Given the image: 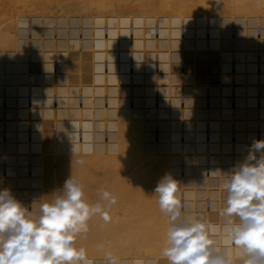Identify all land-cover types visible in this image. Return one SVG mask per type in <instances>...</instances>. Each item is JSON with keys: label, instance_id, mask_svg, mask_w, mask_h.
Wrapping results in <instances>:
<instances>
[{"label": "bare ground", "instance_id": "bare-ground-1", "mask_svg": "<svg viewBox=\"0 0 264 264\" xmlns=\"http://www.w3.org/2000/svg\"><path fill=\"white\" fill-rule=\"evenodd\" d=\"M3 1L7 2V0H3ZM131 1L132 0H126V1L125 0H10L7 2V4L10 5L8 6L4 5V7L3 8L1 7L2 9H0V50L3 51L8 48L12 49L11 47H13L11 51L14 52L15 55L17 54L16 59L17 57H19V55L20 56L24 55L23 61L21 60H19L21 62L14 61L15 69L17 66L23 72L25 69V60L27 54L31 55L35 61V71L33 78L32 75L28 76L27 78L25 74H22V77H24V79H21L20 82H18L17 78H15L17 79V81L15 80L14 82H8V84L11 85L8 86V90L13 91L12 87L16 84L17 85L20 84L21 89H23V96L21 97H23L24 103H25V98H24L25 93L27 91L33 92L34 94L33 104L28 106L33 108L34 105H37L39 107L40 110L38 109V111L40 114L37 122L40 123V121H42L41 126L39 127L42 129V132L44 130L46 132V133L45 132L41 133V131L39 130V132H37L33 140H31L33 135L31 138L25 137L26 138V142H25L24 140L19 139L17 125L19 124V122L26 123L27 120L24 119V116L22 117V119L20 118V120L16 119L15 117H11L9 121L10 123H12V127L10 126L11 128H9L6 142L5 141L2 142V140L0 139V144L2 145L10 144L16 146V143L18 142L16 147H19L20 151L17 150L16 147H14L13 149L16 151L25 152L30 150L36 154L34 157L33 172L29 177L30 179L28 183V185L31 186L32 188V189L29 188L28 192L33 194L34 196L33 205L27 208L30 211L33 210L34 208H38L39 201L42 198H44V201H49L53 198L52 195L54 194L59 195V193L63 190L64 182L70 176L77 178L80 175L77 178V180L81 183L82 187L92 185V183L89 184V182H87L86 179L88 178L91 179L92 178L90 177L92 176L91 173L93 174L94 171H97L98 173L99 168L98 170H96L97 169L96 165L98 163L97 161L102 159H104L103 163L109 162V164L112 165L111 166L112 169L114 170L110 169L111 167H109V164L108 166L106 164L105 165L106 167H103V169L101 168L100 173L98 174L99 176H103V177H99V176L97 177L96 173L95 175H93V177L94 176L97 177L95 178V181L97 180L96 181L97 183L95 181H90V179H88L90 182H95L93 183L94 185L96 184V186L98 185L99 186L96 187L92 185L91 188L86 187L88 189L87 193L89 194L91 190L94 189V191L91 193L93 197H91V194L87 195L86 193L84 194V198L89 196V198L91 197L90 199H93L96 193H98V195L101 196V194H99L100 193L99 191H101L100 190L101 184L98 181V178H100V180L102 179L101 183H103L104 181L103 179L107 177L106 175H104V171L106 172L105 174H107L109 171V170H105L106 168L110 169V171H113V172L109 171L111 173V174L109 173L110 174L109 177L113 176L112 177L113 179L111 178L113 183L114 180L116 179L118 180L117 181L118 183L116 184H119V182L124 183L125 181L127 182L129 180L133 182L132 180L135 179L132 178H136L135 183L138 185H135V187L137 186L136 188H139V190L142 182H144V180L148 178L147 177L148 174L150 176L151 171L153 172V170H157L159 168L160 170L157 171H159L160 173L159 172L157 173V171H155V175L157 174L159 176L151 175L152 178L154 177L155 179L154 181L155 185L156 183L158 184L160 178L162 179L166 175H170L178 182V191L176 194V198L177 197L179 198V195L183 193L186 195V199H188V197L192 195L198 196L199 199L201 198V196H203L204 192L202 189L198 188L197 190H195V188L199 187L200 184H203L201 182L203 179L202 175L204 173L202 166L203 162L205 159L209 158L212 161L211 163L213 167H215L217 162V156L185 155L184 152L182 151L183 150L188 151L190 149H193V147L187 144L185 147L179 145L177 127L179 124L184 122L187 125L197 123V126H195L194 129L200 128L201 126H203V124L199 120H201V118L206 117L208 115L212 116L213 113L216 112L217 108L215 109L211 108L210 112H208L206 108H204L203 96H202L204 86L196 85L197 82H202V80H197L200 78L199 77L200 74H198L199 75L198 77L194 75L197 79L195 77H194L195 79H193L192 69L194 68L189 69L188 68V66L190 67L189 64L185 68V70L179 69V66L176 63V61H178L176 53L174 52L169 53L171 52V49H169L167 52L160 51L159 54V59L161 61L160 70L162 71L160 72V74L158 75L156 74L154 77V74H152L151 72L154 70L153 58H155L157 54L155 55V53L153 52L152 55L147 53V55L145 56L144 54L143 58L141 59V55L139 54V51H137V48L141 47V44L144 45V47L145 45H147L146 47H149L148 45L149 41H147L146 39H145L146 41L144 40L138 41V36H140L141 34H145L148 31L144 33L145 28L142 23L143 20L138 18L137 17L138 15L136 16L132 12L133 8H131V12L133 14L132 13H127V14L130 15L132 14L135 15L136 17L133 16L132 18L130 17L131 18L130 20L128 19L126 20V18L124 17L125 15H122L121 18L124 17L125 22L128 21V23L126 22L127 24L124 23L126 26H128L129 23L134 24V28H135L134 32L136 37L134 36L133 37L134 41L132 43H129L131 46L128 45V43L123 44V41H121L118 44L120 35L116 34L115 32L116 30L113 29L116 26L114 24H110V22L107 21V20H115L116 18L111 17L109 13H111L112 15L113 14L112 12L114 10L117 11L116 9L118 7H119L118 9L122 11L124 9L122 8L123 5H126L124 7L125 8L127 7V9H129L128 6H130L133 3H134L133 5L135 6L137 5L135 4V1L132 2ZM143 1L144 0L141 1L137 0V2L140 3L139 5L142 6L140 8L143 7L145 8V6H143L145 4L146 5L151 4V3L143 4L142 3ZM145 1L149 2L148 0ZM154 1L156 4L154 3ZM154 1L153 0L151 1L155 4V5L153 3H152L153 5L151 4L153 7L158 5V3L156 2L157 0ZM163 1L167 4H169L171 1L173 4L172 3L170 4L171 6L170 8H173L172 5L173 6L177 5L178 7L181 8L188 7L187 5H189L191 6V8H193L192 7L193 5V6H197L196 9L198 8L199 10L205 9L206 11L202 10L203 13L202 14L200 13L202 16L205 11V13L209 12V14H211L210 16L213 17L212 15L216 10L210 13V10L207 9L212 7L213 9H216L217 6H222L223 4H226V6L229 7L228 11H223L226 12L224 15H226L228 12L229 14L236 15L237 17H241V15L246 17L247 15L250 16L249 14H253L252 16H250L254 18L253 21H255L256 18L257 19L259 18V21L256 20V22L254 23L252 21L251 22L254 24V29H255V24L260 23L261 25L260 34L258 35L253 34L251 38L249 33H248L249 35L246 34V29H247L246 25L249 24L246 22H249L250 19L252 18L248 20V18L246 17V19H244L241 23H239L237 22L238 19L235 20L234 17L233 20H235L239 24L240 32L237 33V36L240 37L245 36L249 38L250 41L251 40L253 42L256 41L262 50V54H264V37H261L264 36V0H166L168 2H166L165 0ZM163 1L159 0L158 2L160 3L162 2L163 4L164 3ZM126 2L127 3L130 2L131 4L129 3L128 5ZM115 4L116 6L117 5L118 6L116 9L114 8V10L112 11L109 7L110 6L115 7ZM139 5L137 6V8L139 7ZM162 6L165 8L164 5H161L160 7L162 8ZM147 7L148 5L146 6V8ZM157 9L159 10V6ZM221 9L222 8H220V10ZM27 10L36 11L37 14L43 13L46 15L48 14L55 15L59 13L63 15L61 18L62 21L37 20L36 22L35 20L38 19L37 18L38 15L37 17L35 16L36 17L35 20L27 19L25 17L26 18L25 26L24 28H21L23 29L24 32L22 31L17 32L16 15L19 14L20 12ZM105 10L106 11L111 10L110 12L109 11L107 12L109 16L104 15L106 14L104 12ZM150 10H152V8ZM140 11L141 10H139V12ZM218 12H222V11H217L216 14ZM33 13L35 14V12ZM96 14L98 15L103 14L102 17L105 16V18H101V19L102 20L106 19V20L104 21L100 20V22L97 23L98 16ZM116 14L117 13L115 12V16ZM218 14L220 15L221 13ZM244 14H246V16ZM182 18H184V16ZM182 18L178 19V22ZM50 19L52 20V18ZM149 19L150 22H153L151 18ZM158 19L164 26V27L162 26L160 32L161 36H166L168 38L170 36L173 37V41L169 42L167 48H172V49L179 48V40H177L179 38L177 36L178 23L176 24L174 23L176 26H173L172 23L174 18L172 19L166 17H158L156 20ZM214 19L216 21V18ZM221 19L224 20L225 18L223 19L221 17ZM212 20L208 21L213 28V31L210 33V36H205V34L202 33L203 32L202 31L201 34H203L204 37H200L199 35L197 38L196 35L195 39H192L188 35L189 32L186 33L187 38L185 39V43H184L186 44V47H190V48L193 47V49H197L198 51V49L200 50L201 48H205V46H207L210 40H216L215 42H218L220 39H223L224 36H223L222 24H225L224 22L225 20L221 21L222 22V24L220 23L221 25H219L218 22V27L216 26L217 25L216 22H215L216 25H213L210 22ZM20 23H22V21ZM28 24L32 25V32L29 34H27ZM106 24L109 25L110 27V32L108 36L104 32V26ZM203 24L201 25V27L200 26L199 27L202 28ZM53 26L56 27L55 31L53 30ZM79 27L81 28V32H79ZM124 27H123V31L125 29ZM190 27H192V24ZM141 28H143V30ZM21 32L24 33V35L19 34ZM247 32H249V30ZM17 33L19 34V36H23L19 38V42L20 41L22 42L20 43L18 42V45H16ZM125 33L126 32H124L123 34L125 35ZM227 36H229V34ZM146 38H148V36H146ZM226 39L228 38L226 37ZM21 43H23L24 46H21L20 45ZM25 44L27 46H25ZM126 45L128 47L130 46L129 47L130 54L129 55L127 54L126 57H122L124 52L122 53L119 50L126 49L127 48ZM119 53H121V55ZM136 54H139V56L137 57ZM129 56L133 57L135 60V64L133 66V70H134L133 72L135 73L134 81L139 82L137 84L135 83L136 86H133L132 81L131 80L129 81L127 76L123 73V71H127L128 66L125 63L129 58ZM52 58H55L57 60L56 67H53V62L51 61ZM105 58L108 59L110 62L109 67L107 68L104 67L103 65V59ZM3 59H5L7 62L6 69L9 65V59L7 57H2L0 59L1 70H2L1 62ZM136 59L138 61H141L139 64L140 67L139 70L137 69L135 70V67L138 65ZM165 69L166 71H164ZM4 70L5 69L3 68L2 71ZM191 71L192 73H190ZM188 74H190L191 76H189ZM10 76H12V74ZM30 78L33 83L31 84L30 87H24L23 85L28 83L30 81ZM262 78H264V73H262ZM119 85L121 87L124 86L128 91L126 94V102H128L127 95L129 92L133 91L135 95H137V91H140V89H145L143 94L141 95L142 93L141 92L140 93L141 96H138L140 100L138 99L135 100V103L138 101L137 105H135V103L134 106L131 104L125 105L124 101L121 99L120 96L121 91L118 90ZM157 89L161 93V100L158 106H154L151 103L152 101L151 96L153 94V90L156 91ZM210 89L214 96L216 89L214 87H211ZM182 91L185 92L186 99L184 102L181 103L179 102L178 95L179 92ZM79 93H81L83 96L82 100H79L78 98ZM103 93H109L110 95L109 104L112 105V108H107L106 106L103 105L101 98V95ZM12 94L16 95V90H14ZM53 94L58 95L57 103H53L51 101ZM16 102L17 99L15 103ZM212 102L216 107L217 97L213 98ZM47 104L49 106H47ZM20 108H24V107H20ZM33 111L34 113L37 112L36 109H33ZM46 111L53 118L48 120L49 118L46 117L47 116ZM14 113L16 114V111ZM36 119L34 118L35 121ZM28 120H30V118H28ZM3 122L4 121L0 119V127L3 124ZM30 124L31 123H29V125H27L26 127L30 126ZM155 126H158V128L160 129L159 135L157 136L154 135ZM53 128H57L58 132H57V136L55 137L56 141L54 140L55 143L51 145L48 143L47 140H48V136H51L49 130L51 132ZM34 130L35 129L33 128V134H34ZM104 130H108L107 139L103 135ZM150 137L153 142L152 145L149 144ZM74 138L80 140V143L79 141L75 142ZM81 141H83V143H81ZM2 148L4 149L5 146ZM3 149H0V151L5 150ZM95 152H97L96 155L94 154ZM90 154H91L90 158L92 157L94 158L93 162H91L89 159L85 160V158H83L85 157V155L90 156ZM137 158L139 161H141V163L137 160ZM129 159H135V161L133 160V162L135 164L136 169L132 166L134 169L133 174L131 173V171H129L130 170L129 164H131L130 163L131 160L129 161ZM181 160H185L189 165V171H186L184 174L179 171V163ZM137 161L140 164L147 161L145 162L147 163L146 165L145 164H142V166L140 165V167H143V165H145L144 166L145 169L146 166L149 167L150 165L152 166V168H156V167L157 168L151 170L152 168L150 167L149 168L150 172L148 171V169L147 170H145L144 168L140 169L139 163H137ZM94 162H97L95 163L96 165L93 164L95 165L96 168L92 166L95 169H93L94 170L93 172L90 171L91 173L88 177V174H86L88 173L87 170H92V167L90 166L92 165L91 163ZM86 167H88L89 169L86 170ZM136 170L138 171L137 174H135L136 172L134 173V171ZM143 170H145V172ZM80 171L81 173L83 171H87V172L85 173L83 172V174H81ZM147 171L148 174H146L147 175L146 176L143 173H147ZM128 172L129 174H127ZM101 173L103 175H101ZM134 174L135 176H133ZM19 175L20 172L18 174H15L16 179ZM151 176L149 177V179L151 178ZM158 177L160 178L158 179ZM111 179L109 178V180ZM153 180L151 182H153ZM150 181L148 180L147 182ZM131 182L130 184H133L132 186L134 187V183ZM151 182L149 184L151 186H155L154 184L152 185ZM108 183L109 182H107V184ZM128 183L129 182H127L126 184L124 183V185L126 186L124 189H126V191H127ZM143 184L144 185H142V187L143 186L145 187V185L147 186L149 185L146 183ZM105 185L104 187H106ZM113 186L115 187V183ZM129 186L128 188L131 187ZM94 187L97 189L99 188L98 189L99 191H96L97 189H95ZM117 187H119L118 188L119 190L121 186L118 185ZM135 187L133 189H130V191L133 190L136 192L137 189H135ZM142 187H141L142 191L137 190L139 194L140 192H143ZM106 188L104 189L107 190ZM108 189H109L108 191L110 192L111 190L109 187ZM145 189L147 188L145 187ZM154 189L155 188L153 187V190ZM114 190L115 189H112L111 192H113L112 194L116 197V201L120 200L121 203H124L122 192L120 196L118 195L119 193L115 192ZM150 190H152L151 187L150 189L148 188L147 190H145V193H147L148 191L150 192ZM149 192L148 194H146L147 198L156 196L154 193H153L154 195L152 194V196L149 195L152 193ZM126 193L129 194L130 192L129 193L128 191L125 192V195H127ZM133 193L134 192H131L132 195L129 194V197L126 196L127 198L130 199H132L131 196L133 197V200L130 199L128 200V201H132V203L129 202V204L131 203L132 206H134L133 204L135 202L140 201V199H138L140 196L142 197V195L144 196L145 194L142 193L138 195L137 193L136 196L137 197L139 196L137 198L135 196L136 193L134 194ZM25 194L21 195L22 200L26 196ZM98 195L97 197L95 196L96 199L93 200L94 202L92 200L90 201L89 198H86L85 200L87 201L89 200L90 203L92 202L99 203L98 201L102 199L99 198L100 196L98 197ZM97 198H99V200H97ZM120 198L121 199L123 198V200H121ZM150 199L151 200L154 199L153 205H155L158 202L157 197H156L157 199L156 201H155V197ZM141 200L142 203H146L144 200L147 199L141 198ZM19 202L26 208L23 201H19ZM102 202L105 201H101L100 204H103ZM149 202L147 201V204H151L152 201L150 203ZM106 203L109 204L108 202ZM119 204H113L114 205L113 207L114 208L115 206L118 207L119 211L126 207L125 206L123 208L124 205L122 204H120L122 206L119 207ZM136 204L134 207L137 208L138 207L137 205L139 204L137 205ZM141 204L139 207L143 209L144 207L142 208V206L144 205L141 206ZM147 204H145V206H147ZM106 205L104 206L103 204L102 206H104V210L107 208V212L110 211L108 213L109 215L113 216L115 213L116 214L118 213L116 212L117 208H115L116 211L113 214L112 205L110 206L107 205L109 206L110 210H108V207ZM132 206L130 205V207ZM191 206L192 203H190V201H187L185 205V209L183 210V212H181V215L184 214L185 217L190 218L188 210L191 208ZM148 207L146 210H144L145 212L149 208L151 209V207L152 210L153 208L155 209L156 206L153 207L151 205V207L149 208ZM136 208H133V210L135 209L133 213L138 212L140 209V208L138 209ZM159 208L160 207L158 206V209ZM123 211L122 214L125 213L126 208ZM154 211L156 212V210ZM154 211L152 212L154 213ZM150 212H148L149 214L146 212L150 218L154 216L150 220H148L149 218L148 219L144 218V216L141 213H138V215L141 214L140 216L141 217L143 216L142 218L140 216L136 217L135 215V217L132 219H128L131 218V212L130 214L126 212L130 216L128 217L124 215L122 216L123 218H120L121 215H119L118 217V214L117 215L115 214L113 218L115 219V217L117 216L116 218L119 219L115 220L114 223L112 221V218L110 217L112 224L111 223H109V225H105V223L102 224L105 226L104 227L105 232L103 230L102 232L100 229H98L100 231H98L97 229H93V227L96 228V226H94V222L97 219L104 220L102 217L99 218L100 217L99 214H98L99 217L97 215L98 217L97 219H96V215H94L88 221L89 233L88 232L83 233L76 238V247L85 248L87 251V256L90 260L93 261V264H101L103 260H105L106 258H113L114 260H120L121 264H129V262L131 263L133 262L134 264H158V263L168 264L167 259L163 256V249L166 246L167 233L170 227L169 217L161 210L155 213L157 214L156 217L153 214L151 216ZM146 213L145 216H147ZM91 219L94 220L96 219V220L94 221ZM90 222H93L91 223L93 224V226H91ZM96 222H99V220ZM100 223H102V221H100L99 224ZM102 225H100V227ZM91 227L93 229L92 231H95L94 233H92V231L90 233Z\"/></svg>", "mask_w": 264, "mask_h": 264}, {"label": "built area", "instance_id": "built-area-1", "mask_svg": "<svg viewBox=\"0 0 264 264\" xmlns=\"http://www.w3.org/2000/svg\"><path fill=\"white\" fill-rule=\"evenodd\" d=\"M153 26L147 34H141L138 36V41H149V47L142 45L137 48L141 59L143 55L147 53L152 55V52L157 54L153 58L154 70L151 72L155 75L160 74L161 61L159 59L160 51L169 53H176V63L179 69L185 70L188 64H192L196 74L200 73L202 82H197L196 85H202L203 88V106L208 112L211 108H217L213 115H208L199 120L203 126L194 129L197 126L195 124L181 123L177 127V134L179 138V145L185 147L186 144L193 147L188 151L183 150L185 155H204V156H217V162L215 167L212 165V161L208 158L203 162V179L198 188L203 190V196L199 199L198 196H190L186 199V195L183 193L179 195L178 200L181 205V212L185 209L187 201L192 203L191 208L188 210L190 218L200 219L205 223L216 224L222 228V209L224 207V199L226 198V192L223 189V182L227 178L224 173L234 172L242 163L245 162L249 153V148L254 140L264 139V79H262V71H264V54L257 42L250 41L245 36H237L239 33V24L232 20L226 27L230 37L228 39H220L218 42H208L205 48L193 49V47H186L185 39L186 33L190 30V25L193 23L190 18H182L178 22V39L179 48L172 49L167 48L170 41H173V37L169 38L161 36L162 23L156 19H153ZM164 27V26H163ZM143 30V28H141ZM53 30L56 27L53 26ZM134 24L129 23L125 27V35H123L124 42L132 43L135 36ZM213 31L212 25L205 21L203 24V32L205 36H210ZM260 23L255 24V34H260ZM32 32V25H27V34ZM79 32L81 28L79 27ZM104 32L108 36L110 32L109 25L104 26ZM118 29V35L119 33ZM136 37V36H135ZM119 38L118 44L121 42ZM257 38V36H256ZM146 39V40H145ZM167 41H165V40ZM217 39V40H218ZM259 40V39H257ZM260 43V42H259ZM117 44V46H118ZM144 47V48H143ZM145 50V52H144ZM120 52L124 54H130L129 47L126 49H120ZM202 52V54H198ZM134 53V52H133ZM116 54V53H115ZM121 55V53H119ZM146 58V57H145ZM53 67H56L57 60L52 58ZM137 62L138 61L136 59ZM167 62V61H166ZM109 60L103 59L104 67H109ZM128 68L123 73L127 76L129 81H132V85L136 86L134 81L135 73L133 72V66L135 60L133 57L127 59L125 63ZM7 62L5 59L1 62L2 70H6ZM146 70V69H144ZM35 61L31 55H26L25 69L21 71L17 66L10 73L11 77L18 78L20 82L22 74L28 76L34 75ZM166 71V69L164 70ZM2 72V71H1ZM14 74V75H13ZM142 74V73H141ZM1 80L3 78L1 77ZM7 80V78H6ZM5 80V85L0 88V119L4 122L0 127V139L6 142L9 128L12 127L9 119L12 116H7L8 104L10 99L16 101V95L12 94L14 90H19L20 84L14 85L13 91L8 90L9 85ZM33 82L30 81L24 84V87H30ZM141 86V85H140ZM211 87L216 89L215 95L211 92ZM33 92L25 93V103L28 105L33 104ZM82 94L79 93L78 98L82 100ZM217 97L216 107L212 102V99ZM102 103L107 108H112L109 104V93H103L101 95ZM129 104H134L137 99L135 93L129 92L127 95ZM179 102H184L186 94L184 91L179 92ZM58 95L53 94L52 102L57 103ZM151 103L154 106H158L161 100V93L157 89L153 90L151 96ZM3 109V111H2ZM11 126V127H10ZM24 137L31 138L33 135L32 126L26 127ZM57 128H53L50 132L51 137L57 136ZM160 129L158 126L154 127V135H159ZM103 135L107 139L108 130H104ZM14 146H6L4 151H0V190L8 189L11 194L18 201H23L26 208L33 205L34 196L29 193L28 190L31 186L28 185L29 177L31 176L34 168L33 151L19 152L13 149ZM13 149V150H12ZM259 156V154H257ZM214 163V162H213ZM179 171L185 173L189 171V165L185 160H181L179 163ZM220 171V172H217ZM20 175L15 177V174ZM21 179H20V178ZM26 193V194H25ZM26 195L23 200L21 195ZM182 217H185L182 214ZM220 235L221 248L224 247V240L222 234ZM232 252V259L234 264H243L242 258L235 255L236 249L229 246ZM121 264L120 260H114L113 258H106L101 264ZM129 264H134L129 262ZM159 264V263H158Z\"/></svg>", "mask_w": 264, "mask_h": 264}, {"label": "clouds", "instance_id": "clouds-1", "mask_svg": "<svg viewBox=\"0 0 264 264\" xmlns=\"http://www.w3.org/2000/svg\"><path fill=\"white\" fill-rule=\"evenodd\" d=\"M224 174L222 228L182 217L178 182L172 176L157 184L159 207L170 221L163 249L168 264H234L229 246L243 264H264V139L254 140L245 162ZM52 196L30 211L8 189L0 190V264H93L86 249L76 247V238L88 231L92 216L99 214L108 221V212L100 203L85 200L83 187L73 176L59 195ZM101 199L116 203L106 190Z\"/></svg>", "mask_w": 264, "mask_h": 264}, {"label": "rangeland", "instance_id": "rangeland-1", "mask_svg": "<svg viewBox=\"0 0 264 264\" xmlns=\"http://www.w3.org/2000/svg\"><path fill=\"white\" fill-rule=\"evenodd\" d=\"M1 1H2V2H1ZM8 1H10V0H7V2H8ZM125 1H126V0H125ZM132 1H135V4H137V5L135 6V5H133L134 3L131 4V3L129 2V3L131 4L130 6H128V8L130 9V11H129V9H127V7H126V8L124 7V6H126V5H123L122 8H124V9H123V10L121 9L122 11H120V9H118L119 7L117 8L118 5L116 6V4H115V7L110 6L109 8H110L112 11L114 10V8H115V9L117 8V9H116L117 11H115V10H114V11L117 13L116 16L118 15V16L116 17V16H115V12L113 11V12H112V13H113V14H112L113 16L111 15V13H109L110 16L113 17V18H116V19L118 18V19H117V20H116V19H115V20H107L108 22H110V24H114V25L116 26L115 28L112 27L113 29L116 30V31H115L116 34H118V29H119V31H120V32H119V33H120L119 35H120V37H122V38H121V41H123V44H124V43H126V44L128 43V45H130L129 42H127V41L124 42V40H123V35H124L123 33L125 32V29H124V31H123V27H124L125 24L128 23V21H126L127 23L125 22L124 17L126 18V20H127V19L130 20L133 16H135V15L137 16V15H138L137 17L140 18L141 20H143L142 23H143V25H144V28L146 29V31H145V29H144V33L147 32V31L149 32V31L151 30V26H152L153 22H150V19H149V18H151L152 21H154L153 19H157L158 17H166V18H172V19L174 18L172 24H173V26H176L175 24L178 23V19L182 18L183 16H184V18H190V17H191L193 23H192V27H191L190 29H192V30H189L188 35H189L190 38L195 39L196 35H197V38H198L199 35H200V37H204L203 34H201V32L203 31V27H202V28H200V27H201V25L203 24L204 20L206 21V19H207V21L213 19V20H212L213 22H212V21H210V22H211L213 25H216V23H217V25H216L217 27H218V22H219V25H221V24H222L221 21H224V20H225V21H224L225 24H222V26H223V36H224V37L226 36L227 38H229V37H230V34L228 33L226 27H228L230 20H233V18L235 17V20L238 19L237 22L241 23L244 19H246V17H247L248 20H249L250 18H252V17H250V16L253 15V14L246 13V14H249L250 16H248V15L246 16V14H244L246 17H244V16H242V15H241V17H237L236 15L229 14V12H228L226 15H224L226 12H223V11H228V10H229V7H227L226 4H223V5H225V6H223V5H222V6H217L216 9H213V7L207 9V10H210V13H212V11H215V10H216V11L214 12V14L212 15L213 17H211V16H210L211 14H209L208 11H207L208 13H205V11H206L205 9H202V10H205V11H204V14H207V15H204V14H203V16H202L201 14L203 13V11H202L201 9L199 10V8L196 9L197 6H193V5H192L193 8H191V6H189V5H187L188 7H185V8L178 7L177 5H175V6H177V7H175V6L172 5L173 8H170V7H171L170 4L172 3L171 1H170L169 4H167V3H165V2L162 0V1L164 2V3L162 4V2L160 3V2H158L159 0H157L156 2L158 3V5H156L155 7H153L152 5L155 3L154 0H153L154 3L151 2L152 0H148L149 2H146V1L144 0V1L142 2L143 4H144V3H151V4L153 3L152 5H151V4H150V5L147 4L148 7H151V8H152V10H150L151 8H148V7H147L148 9L146 8V6H147L146 4L143 5V6H145L146 9H145L144 7H143V8H140V7H142V6L139 5L140 3L137 2V0H132ZM132 1H131V2H132ZM140 1H141V0H140ZM160 1H161V0H160ZM165 1H166V0H165ZM7 2H6V1H3V0H0V9H2V8L4 7V5H7V6L10 5V4H7ZM166 2H168V1H166ZM126 3H127V2H126ZM129 3H127V4L129 5ZM155 4H156V3H155ZM155 4H154V5H155ZM159 4L164 5V6L167 4V5L165 6L166 9H165L163 6H162V8H161V7H160L161 5H159ZM172 4H173V3H172ZM138 5H139V7H138L139 9L137 8ZM158 6H159V10L157 9ZM1 7H2V8H1ZM174 7H175V8H174ZM189 7H190L191 9H190ZM194 7H195V8H194ZM219 7L222 8V9L220 10ZM224 7H226V8H224ZM112 8H113V9H112ZM120 8H121V7H120ZM131 8L134 9V11H133V9H132V12H133L135 15H132L133 13L131 12ZM153 8H154V9H153ZM223 8H224V9H223ZM125 9H127V10H125ZM135 9H136V10H135ZM160 9H161V10H160ZM162 9H163V11H165V12H163ZM164 9H165V10H164ZM170 9H171V10H170ZM211 9H212V10H211ZM111 10H110V11H111ZM124 10H125V11H124ZM137 10H138V11H137ZM139 10H141V11L139 12ZM143 10H144V11H143ZM145 10H147L148 13H147V11H145ZM194 10H195V11H194ZM30 11H31V12H30ZM108 11H109V10H108ZM108 11L105 10L104 12H105L106 14H104V13H103V14L109 16V14L107 13ZM110 11H109V12H110ZM118 11H119V12H118ZM127 11H128V12H127ZM142 11H143V12H142ZM217 11H222V12H218V13H221L220 15H222V14H223V15L220 16L218 13H217V14H218V15H217V14H216ZM33 12H35V14H34ZM121 12H123V13H121ZM124 12H125V14H124ZM141 12H142V13H141ZM26 13H27V14H26ZM32 13H33V14H32ZM60 13H61V12H60ZM127 13H132V14L130 15V14H127ZM139 13H140V15H139ZM153 13H154V14H153ZM182 13H183V15H182ZM191 13H192L193 15H192ZM200 13H201V14H200ZM98 14H99V12H98ZM98 14H96V15L98 16L97 23L100 22V20H101V21L106 20V19H104V20L101 19V18H105V16L102 17L103 14H100V15H98ZM150 14H151V15H150ZM195 14H196V15H195ZM208 14H209V15H208ZM228 14H229V15H228ZM23 15H24V16H23ZM29 15H30L31 17H30ZM37 15H38V17H37ZM45 15H46V14H43V13H40V14L38 13V14H37L36 11H32V10H27V11L20 12L19 14L16 15V16H17V17H16V19H17V20H16V22H17V32H18V31H22V32H24L23 29H21V28H24V26H25V22H26V18H27V19L35 20L36 17H37L38 19L35 20L36 22H37V20H38V21H62V19H61L62 16H63L62 14H59V13H58V14H55V15H49V14H48L49 17H48V15H46V16H45ZM59 15H60V16H59ZM122 15H125V16H124L123 18H121ZM129 15H130V16H129ZM147 15H148V16H147ZM170 15H171V17H170ZM186 15H188V16H186ZM214 15H216V16H214ZM35 16H36V17H35ZM39 16H40V17H39ZM57 16H58V17H57ZM99 16H100V17H99ZM136 16H135V17H136ZM195 16H196V17H195ZM224 16H225V17H224ZM228 16H229V17H228ZM232 16H233V17H232ZM254 16H255V15H254ZM25 17H26V18H25ZM29 17H30V18H29ZM33 17H34V18H33ZM47 17H48V18H47ZM55 17H56V18H55ZM111 17H110V18H111ZM130 17H131V18H130ZM146 17H147V19H146ZM176 17H177V19H176ZM192 17H193V18H192ZM202 17H203V18H202ZM221 17H222L223 19H224V18H225V19L222 20ZM20 18H21L22 20H21ZM41 18H42V19H41ZM50 18H52V20H51ZM96 18H97V17H96ZM119 18H120V21H119ZM208 18H211V19H208ZM214 18H216V21H215ZM218 18H219V19H218ZM229 18H230V19H229ZM239 18H240V19H239ZM255 18H256V17H255ZM18 19H19V20H18ZM43 19H44V20H43ZM45 19H46V20H45ZM55 19H56V20H55ZM253 19H254V18L250 19L249 22H246V23H249V24L246 25V26H247L246 34H247V35L250 34V38L253 36V34H255V29H254V24H253V23L256 22V20L259 21V18H258V19L256 18L255 21H253ZM98 20H99V21H98ZM218 20H219V21H218ZM248 20H246V21H248ZM18 21H19V22H18ZM21 21H22L23 24L20 23ZM35 21H34V22H35ZM121 21H122V23H121ZM145 21H146V22H145ZM198 21H199V22H198ZM202 21H203V22H202ZM228 21H229V22H228ZM251 21H252L253 23H252ZM117 22H118V23H117ZM119 22H120V23H119ZM148 22L150 23L151 26L149 25ZM215 22H216V23H215ZM224 22H223V23H224ZM244 22H245V21H244ZM124 23H125V24H124ZM174 23H175V24H174ZM220 23H221V24H220ZM118 24H119V25H118ZM196 24H197V25H196ZM251 25H252V26H251ZM18 26H19V28H18ZM111 26H113V25H111ZM190 26H191V25H190ZM196 26H197V27H196ZM199 26H200V27H199ZM248 26H249V27H248ZM121 27H122V28H121ZM125 27H126V25H125ZM125 27H124V28H125ZM193 28H194V29H193ZM18 29H19V30H18ZM20 29H21V30H20ZM200 30H201V31H200ZM224 30H225L226 32H225ZM248 30H249V32H247ZM199 31H200V32H199ZM250 31H251V32H250ZM252 31H253V32H252ZM22 32L19 33V34L24 35V33H22ZM148 32H147L146 34L149 35ZM174 32H175V31H174ZM97 33H99V32H97ZM111 33H112V32H111ZM202 33H204V32H202ZM248 33H249V34H248ZM17 34H18V33H17ZM17 34H16V45H18L19 38L23 37V36H19V34H18V35H17ZM112 34H113V33H112ZM173 34H174V33H173ZM228 34H229V36H227ZM148 35H147V36H148ZM174 35H175V34H174ZM174 35H173V36H174ZM18 36H19V37H18ZM192 36H193V37H192ZM73 37H74V36H73ZM224 37H223V39H224ZM226 37H225V39H226ZM248 37H249V36H248ZM261 37H264V36H261ZM20 40H22V39H20ZM210 41L213 42V43H215L216 40H210ZM20 42H22V41H20ZM20 42H19V43H20ZM20 45H21V46H24L23 43H21ZM20 45H19V46H20ZM25 46H27V45L25 44ZM126 46H127V45H126ZM130 46H131V45H130ZM130 46H129V47H130ZM11 48L13 49V47H11ZM127 48H128V46H127ZM12 49H10V48L5 49V50H3L4 52L0 50V59H1L2 57H7V58L9 59V65H8V67H7V69H6L7 71H6V70L2 71L1 68H0V72L2 71V72L0 73V85H1V86L5 85L4 83H5V79H6V77H7V80H6L7 83H8V82H14L15 80L17 81L18 78L15 79L14 77H11V76H10V75H11L10 72L13 71V69L15 68L14 66H15V62H16V61H17V62H21V61H23V59H24V55H22V56L19 55V57H17V59H16L17 54L15 55L14 52L11 51ZM129 49H130V48H129ZM9 50H10V51H9ZM198 54L200 55V54H202V52H199ZM14 55H15V57H14ZM126 55H127V54H124V53H123V56H122V57H126ZM136 56L138 57L139 54H136ZM19 60H21V61H19ZM14 61H15V62H14ZM137 64H138V65L135 67V70H136V69H137V70L140 69V67H139L140 62H138ZM189 65H192V64H189ZM188 68H189V69H190V68L192 69L193 67H191V66L189 67V66H188ZM192 71H193V74H192V75H193V79H195L196 77L199 76L198 74H200V73H197V75H196L195 69H192ZM192 71H191L190 73H192ZM8 72H9V73H8ZM194 72H195V73H194ZM262 73H264V71H262ZM188 75L191 76L190 74H188ZM194 75H195L196 77H195ZM1 77H3V80H1ZM20 77H22V76H20ZM187 77H188V76H187ZM194 77H195V78H194ZM199 77H200L199 79H197V78H196V79H197V80H202V79H201L202 77H201V76H199ZM188 78H189V77H188ZM21 79H24V77H22ZM262 79H264V78H262ZM125 85H126V84H125ZM1 86H0V88H1ZM118 90L121 91V95H120V96H121V99L124 101L125 105H127V104L129 105V103L126 102V94H127V92H128V91L126 90V88H125L124 86L121 87V86L119 85V89H118ZM144 90H145V89H140V91H137V99H138V100H140V99L138 98V96H141V95L143 94ZM141 92H142V93H141ZM138 93H139V95H138ZM140 93H141V95H140ZM19 95H20V96H19ZM36 95H37V92H36ZM17 96H18V98H16V99H17V102H16V103H15V101H13L12 98L10 99L9 104H8V107H7V109H8L7 116H8V114H9V116L15 117V118L18 119V120H20V118L22 119V117L24 116V119L27 120L26 123H24V122H19V121H18L19 124L17 125V127H18V128H17V131H18L19 139H22V140H24V141L26 142V138L24 137V132H25L24 130H25V127H26L27 125H29V123H31L30 125L33 126V128L35 129V130H34L33 137L31 138V140L34 139L35 135L37 134V132H39V130L41 131V133L45 132V130L42 132V129L39 127V126H41L42 121H40V123L37 122V120L39 119V114H40L39 111H38L39 107H38L37 105H34V107L31 108L30 106H27V104L24 103L23 97H21V96H23V89H21V87L19 88V90H18V89L16 90V97H17ZM140 98H141V97H140ZM22 101H23V102H22ZM137 102H138V101H137ZM137 102L135 103V105H137ZM16 104H17V105H16ZM36 104H37V103H36ZM13 105H14V106H13ZM15 105H16V106H15ZM22 105H25V106H22ZM131 105H132V104H131ZM47 106H49V105L47 104ZM133 106H134V104H133ZM16 107H17V108H16ZM20 107H24V108H20ZM15 108H16V109H15ZM26 108H27V109H26ZM33 109H36L37 112L34 113ZM39 110H40V109H39ZM45 110H46V109H45ZM2 111H3V109H2ZM15 111H16V114L14 113ZM30 111H31V112H30ZM21 112H22V113H21ZM21 114H22V115H21ZM46 114H47L46 117L49 118L48 120H50L51 118H53L51 115H49V114L47 113V111H46ZM28 118H30V120H28ZM32 118H33V120H32ZM34 118H35V119L37 118L36 121L34 120ZM48 120H47V121H48ZM28 122H29V123H28ZM43 122H45V121H43ZM27 123H28V124H27ZM148 128H149V126H148ZM45 133H46V132H45ZM49 133H50V130H49ZM45 136H46V135H45ZM31 140H30V142H31ZM50 140H53V141H50ZM54 140H55V138H52L51 136H48V140H47V141H48L49 144L52 145L53 143H55L56 140H55V141H54ZM150 140H151V137H150V139H149V142H150L149 144L152 145L153 142H152V140H151V141H150ZM47 141H46V142H47ZM74 141H75V142L79 141V143H80V140H77V139H75V138H74ZM81 143H83V141H81ZM17 144H18V142L16 143V146H17ZM3 145H4V144H3ZM3 145L0 144V149H3L2 147H4V146H5L4 149H6V146L8 147L10 144H9V145H4V146H3ZM11 146H13V145H11ZM16 146H14V147H16ZM16 148H17V150L20 151L19 147H16ZM4 149H3V150H4ZM63 151H64V150H63ZM96 153H97V152H95L94 154L96 155ZM37 157H38V154H37ZM90 157H91V154H90V156H89V155H85V157H83V158H85V160H88V159H89L91 162H93V161H94V158H93V157L90 158ZM130 158H131V157H130ZM130 160H131V162H130L131 164H129V167H130V170H129V171H131V173L133 174V170H134L133 167L136 169L135 164H134V162H133V160L135 161V159H129V161H130ZM137 160H138V158H137ZM144 160H145V159H144ZM95 161H97V160H95ZM103 161H104V159L97 161V162L100 163V164H98L97 162L91 163L92 165H91L90 167H92V166L95 167V165H96L95 163H97V165H96L97 169H96V170H98V168H99L98 173H97V171H94V170H93V169H95L96 167H95V168L92 167V170H87V169H89V168L86 167V170L88 171V173H86V174H88V177H89V175H90V173H91L90 171H92V172L94 171L93 174L91 173L92 176H90V177H92V178H91L92 180H91L90 178H88V177H86V178L90 179V181H95V178H97V177L99 176L98 174L100 173L101 168L103 169V167H106V166H105L106 164H107V166H108V164H109V162H108V163H103ZM123 161H124V160H123ZM138 161H139V160H138ZM138 161H137V163H139V162L141 163V161H139V162H138ZM142 161H143V160H142ZM127 162H128V161H127ZM145 162H147V161H145ZM145 162H143L142 164H145V165H146L147 163H145ZM101 163H103L104 165L101 164ZM140 163H139V167H140V165L142 166V164H140ZM93 164H95V165H93ZM111 164H112V163H111ZM101 165H103V166H101ZM114 165H115V164H114ZM130 165H131V166H130ZM145 165H143V167H140V169H142V168L145 169V167H144ZM111 166H112V165L109 164V167H111ZM132 166H133V167H132ZM150 167L152 168L151 165H150L149 167L146 166V169H145V170L148 169V171L150 172V169H149ZM153 167H154V166H153ZM131 168H132V170H131ZM156 168H157V167H156ZM156 168H152L151 170L156 169ZM90 169H91V168H90ZM104 169H105V168H104ZM110 169H112V167H111ZM110 169H107V168H106L105 170H109V171H110ZM127 169H128V168H127ZM138 169H139V168H138ZM81 170H82V169H81ZM83 170H85V169H83ZM112 170H114V169H112ZM145 170H143V171L145 172ZM157 170H160V169L158 168ZM157 170H153V172L151 171V175H152V176H159V175H157V174L155 175V171H157ZM87 171H83V172L85 173V172H87ZM109 171H108L107 174H105L106 172L104 171V175H106L107 177H106V176H105L106 178L104 177L105 179H103V180H104L103 183H101V182H102V181H101L102 179L100 180V178H98V181H99L100 184H101V188H100L101 191L98 190L99 188H98V189L95 188V187H94V188L97 189L96 191H99V192H100L99 194H102L101 192L105 190L104 188H106L107 185H108V187L110 188L111 191H112V189H115L114 191H115V192H118V193H119L118 195H120V196H121V192H122V197L124 198V200H123V198H122V199L120 198V199L123 200L124 203H121L120 200H118V201H116L115 204H119V203H120V204L124 205L123 208L126 206V207H125V208H126L125 213L128 212V213L130 214V212H131V218H128V217L130 216V215H128V213H126V214H125V213L122 214V211H123L125 208H124V209H121V210H120L121 212H120V211H119V208L115 206V208H117V211H116V209L113 207L114 205H113V204H107V203H106L107 201L102 202V203L104 204V206H105L106 204L109 205V206L112 205V208H113V210H112L113 212H112V213L114 214L115 211L118 212V213H117V214H118V217H119V215H121L120 218H123L122 216L125 215V216H128V217H127L128 219H132V218L135 217V215H136V217H139L141 214L144 216V218H146V219L149 218L148 220H150V219H152V218L154 217V216H152V214L155 215V217H156L157 214H155V213H157V212H158L159 210H161V209H160V208L158 209L159 203L157 202V203H158V204H157V203L155 202L158 206H157L156 204L153 205V204H154V203H153V200H154V199L151 200L150 198H154V197H155V201L157 200L156 197L158 198L157 195H156V196H152L153 193L155 194V192H154L155 189L153 190V187L156 188V187H155V186H157V183H156V182H158V181L155 182V183H156V185H155V184H154L155 179H154V177L152 178V176L150 175L151 178H152V179L150 178L151 181L154 179L153 182H151L150 179H149L150 176H149V174H148V171H147V173H143V172H141V173H143V174H145V175L148 174V176L146 175L148 178H146V180H144V182H142V184H141V186H140V190H141L142 185H144L143 183L149 184V183L151 182L152 185L154 184L155 186H151L150 184L148 185V186H150V187L152 188V190H153V191L150 190V192L148 191L149 193L152 192L151 194H149V195L152 196V197H150V198H149V197L147 198V196H146V194H148V192L145 193V190H147L148 188L150 189V187H148L147 185H145V187L147 188V189H145V187L143 186V187H142L143 192H140V194H142V193H145V194H144V196L142 195V197H141V196H140V197L138 196V197H139V198H138L136 195H137V193H138L137 190H139V188H136L137 186L135 187V185H138V184L135 183V182H136V181H135L136 178H132V179H135V180H132L133 182H131L130 180L127 181V182H129V183H128V186L130 185V186L132 187V188H131V187L129 186L130 188H128V186H127V191H128V193L130 192L129 194L132 195L131 192H134V193H136L135 196H136L138 199H140V201H137V202H135V203L133 204L134 206H135L136 203L139 204V205L136 204V205L138 206L137 208L134 207V206H132V204H131L132 201H128L130 198H127L126 196L129 197V194L126 193L127 195H125V192H127V191H126V189H124V188L126 187V186L124 185V183L126 184L127 182H126V181H125L124 183H123V182H119V184H116V183H118V182H117L118 180L116 179V180H114V183H115V187H114V186H113L114 183H113V181H112V179H113L112 177H113V176L109 177L110 174H111L110 172H113V171H110V172H109ZM139 171H141V170H139ZM83 172L81 173V171H80L81 174H83ZM135 172H136V173H135ZM158 172H159V171H157V173H158ZM95 173H96L97 177H95V176L93 177V175H95ZM109 173H110V174H109ZM134 173L137 174L138 171L136 170V171H134ZM159 173H160V172H159ZM127 174H129V172H128ZM132 174H131V175H132ZM135 174H134L133 176H135ZM139 174H140V173H139ZM101 175H103V174L101 173ZM79 176H80V175H79ZM79 176H78V177H79ZM85 176H87V175H85ZM78 177H77V178H78ZM99 177H103V176H99ZM77 178H76V179H77ZM109 178H110V179L112 178V179L109 180ZM159 178H160V177H158V179H159ZM88 179H86L87 182H89V184L92 183V185H94L93 183H95V182L97 181V180H96L95 182H90ZM93 179H94V180H93ZM114 179H115V177H114ZM160 179H161V178H160ZM160 179H159V182H160ZM105 180H106L107 182H109V183L107 184V182H106ZM108 180H109V181H108ZM148 180H149L150 182H147ZM111 181H112V182H111ZM99 182H98V183H99ZM105 182H106V183H105ZM130 182H131V183H134V187H135V189H137L136 192L133 191V190L130 191V189H133V188H134V187L132 186L133 184H130ZM159 182H158V183H159ZM96 183H97V182H96ZM120 183H121L122 185H121ZM102 184H103V186H102ZM105 184H106V185H105ZM92 185H90V186H89V185H88V186H83V188H84L83 190H85L84 194H86V193H87V190H88L86 187H88V188L90 187V188H91ZM104 185H105L106 187H104ZM116 185H117V186H118V185L121 186L119 190H118L119 187H117ZM139 185H140V184H139ZM94 186H96V184H95ZM98 186H99V185H98ZM98 186H96V187H98ZM102 187H103V190H102ZM108 187L106 188V189H107L106 191L109 190ZM116 187H117V189H116ZM122 189H123V190H122ZM135 189H134V190H135ZM144 189H145V190H144ZM140 190H139V191H140ZM93 191H94V189L91 190L90 194H91ZM111 191H110V193L112 194L113 192H111ZM119 191H120V192H119ZM141 191H142V190H141ZM108 192H109V191H108ZM95 193H96V192H95ZM95 193H93V194H95ZM134 193H133V194H134ZM90 194L87 193V195H90ZM96 194L98 195V193H96ZM96 194L94 195V198H93V199H90L91 197H93L92 194H91V197H90V198H89V196L86 197V198H89L90 201H91V200L93 201L94 199H96L95 196L97 197ZM115 194H116V193H115ZM140 194L138 193V195H140ZM154 194H153V195H154ZM87 195H85V196H87ZM112 195H113V194H112ZM149 195H148V196H149ZM99 196H100V195H98V197H99ZM135 196H134V197H135ZM145 196H146V197H145ZM86 198H85V199H86ZM99 198H101V196H100ZM99 198H97V200H99ZM131 198H132V199H130V200H133V197H132V196H131ZM137 198H136V199H137ZM141 198H142V199H145V198H146L147 200H144L146 203H142ZM136 199H134V200H136ZM148 199H149V200H148ZM158 199H159V198H158ZM125 200H126V203H125ZM150 200H151L152 202H151ZM86 201H87V200H86ZM95 201H96V200H95ZM101 201H104V200H99L98 202L101 203ZM144 201H143V202H144ZM147 201H148V202L150 201L151 204H147ZM87 202H88L89 204H92V205H93V204L95 205V203L97 204V202L93 203L94 201H93L92 203H90L89 200H88ZM117 202H118V203H117ZM129 202H131V203L129 204ZM150 202H149V203H150ZM141 203H142V204H141ZM103 204H101V205H103ZM120 204H119V207L122 206V205H120ZM125 204H126V205H125ZM127 204H128L129 207L127 206ZM140 204H141V206L144 205V206H142V208L144 207L143 209H141V207H139ZM145 204H147V206H145ZM107 205H106V206H107ZM130 205H131L132 207H130ZM148 205H149V207H151V205H152L153 207H154V206H156V207H155V209L153 208V210H152V207H151V209H150V208L148 207ZM104 206H103V208H104ZM109 206H107V207H108V210H110V209H109ZM147 207L149 208L148 210H150V211H151V210H152V211L156 210V212L154 211V213H153L152 211H151V212L148 211V210L146 211L147 213L150 212V214H151V216H152L151 218H150L149 215H148L149 213L147 214V213L144 211V210L147 209ZM110 208H111V207H110ZM127 208H128V209H127ZM129 208H130V210H129ZM133 208H136V209L140 208L141 210L139 209L140 212L138 211V212L133 213L134 210H135V209L133 210ZM156 208H157L158 210H157ZM131 209H132V211H131ZM105 211H107V208L105 209ZM129 211H130V212H129ZM143 211H144V212H143ZM109 212H110V211H109ZM109 212H108V213H109ZM119 212H120V214H119ZM123 212H124V211H123ZM136 213H137V214H136ZM138 213H141V214L138 215ZM145 213L147 214V216H145ZM110 214H111V213H110ZM113 214H112V215H113ZM115 214H116V213H115ZM115 214H114L113 216H115ZM117 214H116V215H117ZM97 215H98V214H97ZM97 215H96V219L99 217V215H98V217H97ZM113 216L109 215V217L112 218V221H113V223H114V221L117 220V219H119V218H116V217H117V216H116L115 219H114ZM143 216H142V217H143ZM140 217H141V216H140ZM142 217H141V218H142ZM94 218H95V217H94ZM99 218H101V216H100ZM144 218H143V220H144ZM96 219H95V220H96ZM91 220H94V219H91ZM95 220H94V221H95ZM98 220H99V222L102 221V223L99 224V222H96V221H98ZM96 221H95L96 224H95V222H94V226H96V228L93 227V229H97V230L100 229L101 231L103 230L104 232H105V230H104V227H105V226L102 225V224H104V223H105V225H109V223L112 224L111 219H109L108 221H105V220H102V219H97ZM110 221H111V222H110ZM91 223H93V222H90V224H91ZM97 224H99V225H97ZM88 225H89V224H88ZM100 225H102L101 227H103V228H101ZM91 226H93V224H91ZM97 226H99V227H97ZM88 228H89V226H88ZM90 229H91V230H90V233H91V231H92L93 229H92V227H91ZM100 230H98V231H100ZM88 231H89V230H88ZM88 231H87V232H88ZM103 231H102V232H103ZM87 232H86V233H87ZM94 232H95V231H92V233H94ZM88 233H89V232H88ZM106 236H107V235H106ZM106 243H107V241H106Z\"/></svg>", "mask_w": 264, "mask_h": 264}]
</instances>
